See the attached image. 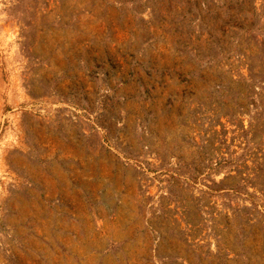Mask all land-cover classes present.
<instances>
[{
  "label": "rangeland",
  "instance_id": "rangeland-1",
  "mask_svg": "<svg viewBox=\"0 0 264 264\" xmlns=\"http://www.w3.org/2000/svg\"><path fill=\"white\" fill-rule=\"evenodd\" d=\"M0 264H264V0H0Z\"/></svg>",
  "mask_w": 264,
  "mask_h": 264
}]
</instances>
